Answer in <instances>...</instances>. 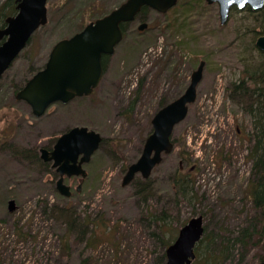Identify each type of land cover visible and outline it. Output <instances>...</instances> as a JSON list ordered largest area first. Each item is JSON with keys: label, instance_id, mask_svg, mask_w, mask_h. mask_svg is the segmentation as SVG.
<instances>
[{"label": "rangeland", "instance_id": "1", "mask_svg": "<svg viewBox=\"0 0 264 264\" xmlns=\"http://www.w3.org/2000/svg\"><path fill=\"white\" fill-rule=\"evenodd\" d=\"M6 1L0 0V9ZM125 1L48 0L47 25L0 78V264H156L164 253L160 239L177 236L198 216L207 238L196 259L209 248L214 254L225 251L216 264L262 262L256 239L248 246L236 239L254 217L248 195L251 119L228 91L244 78L250 56L242 42L247 14L232 11L222 25L218 4L206 0H179L166 14L149 10L144 14L149 28L140 32L137 21L129 24L115 53L106 57L104 77L92 95L56 103L39 118L17 100L16 87L44 67L57 41ZM201 61L206 66L198 97L175 127L174 151L148 179L138 174L123 186L153 132L156 113L184 93ZM74 126L96 130L104 142L85 165L84 181L66 179L73 191L67 198L39 149L53 148ZM29 152H38L41 163ZM180 166L196 181L191 203L173 188ZM10 200L16 202L12 212ZM163 214L169 220L160 229L153 218Z\"/></svg>", "mask_w": 264, "mask_h": 264}, {"label": "water", "instance_id": "2", "mask_svg": "<svg viewBox=\"0 0 264 264\" xmlns=\"http://www.w3.org/2000/svg\"><path fill=\"white\" fill-rule=\"evenodd\" d=\"M217 3L221 24H226L234 7L247 6L255 11L264 8V0H206ZM17 14L6 19V26L0 30V78L11 67L33 34L48 22V0H16ZM178 0H127L109 14L89 23L82 31L59 40L53 47L43 69L38 71L17 94V99L27 102L33 115L41 117L57 102L68 103L77 97L89 96L96 89L104 75L103 57L115 53L124 33L121 25L135 20L144 7L159 13L169 12ZM142 23L139 30H145ZM264 52V35L256 42ZM205 62H201L192 73L191 82L185 93L162 108L154 117L153 132L147 138L141 157L129 166L123 179L128 186L141 174L148 179L153 169L163 160V154L173 152L172 134L176 125L185 120L189 105L197 99V87L203 78ZM103 137L95 130L84 126L71 128L62 134L54 148H41V159L52 163L60 175L56 185L61 195L71 197V187L65 184V177L77 176L85 179L84 164L91 161L100 148ZM82 185L78 187L81 190ZM15 200L9 201V211H14ZM202 216L192 218L184 225L176 241L167 249L166 264H192L196 258L194 249L201 240L205 228ZM259 264H264L261 262Z\"/></svg>", "mask_w": 264, "mask_h": 264}, {"label": "trees", "instance_id": "3", "mask_svg": "<svg viewBox=\"0 0 264 264\" xmlns=\"http://www.w3.org/2000/svg\"><path fill=\"white\" fill-rule=\"evenodd\" d=\"M16 6V0H7L0 9L1 28L5 27L6 19L8 17L17 13ZM149 10L150 9L147 7L143 8L138 16V19L145 21L144 14ZM232 11L234 13L247 14V20L244 21V26L247 31L243 33L246 37L242 39V42L246 45V47H248V52L250 56H252L251 58L250 56L247 58V67L243 70V74L245 75L244 78L232 82V85L228 90L230 98H232L233 102L243 105L242 108L251 119V131L248 134V142L250 144L248 158L253 165V174L251 177L252 180L250 182L248 195L253 205L254 217L251 218L248 228L243 230L241 237L236 239L238 243H242L244 246H248L252 243L253 239H256V242L261 245L264 252V52L259 50L256 45L257 37L264 34V8L258 11H255L250 7H246L243 10L233 8ZM128 26L129 24L127 23L122 25L125 36L128 33ZM1 43L2 42L0 40V44ZM256 57L262 61H257V59H255ZM27 81L28 80H26V82ZM26 82L21 86H17L16 91L18 92L21 88H23ZM30 154L34 155L33 159L40 162L38 160V152H29V155ZM184 155V152L180 153L181 159ZM43 165L51 166L46 162H44ZM193 169L194 167H192V170ZM192 175V171H185L180 166L176 170L173 180V188L175 189L176 194L182 196L183 200L189 203L195 199L194 185L196 181ZM147 183L148 182H146V184ZM143 188L146 191L148 186L145 185ZM153 219L161 222V226H159L160 229L162 228V225H166L169 220L168 215L165 214L160 217L154 216ZM71 226L73 225L71 224ZM96 226L98 227V225ZM99 226L101 227V225ZM176 237L177 236L175 235L160 239V244L163 245L164 253H161L160 257L156 259V264H165L166 249L175 241ZM206 238L207 236H203L201 241L197 244L195 253L200 249V247H202L203 243H205ZM205 253L206 254L203 253L204 255L201 259H196L194 264H216L217 262H221L225 256L224 249H222L219 254H214L215 252L212 253L211 250L207 248ZM262 261H264V255L262 257Z\"/></svg>", "mask_w": 264, "mask_h": 264}, {"label": "flooded vegetation", "instance_id": "4", "mask_svg": "<svg viewBox=\"0 0 264 264\" xmlns=\"http://www.w3.org/2000/svg\"><path fill=\"white\" fill-rule=\"evenodd\" d=\"M104 65H105V61H104ZM232 88H233V86H232ZM184 92H185V91H184ZM237 132H238V134H240V135L243 134V131H242V129H241L240 127L237 128Z\"/></svg>", "mask_w": 264, "mask_h": 264}]
</instances>
